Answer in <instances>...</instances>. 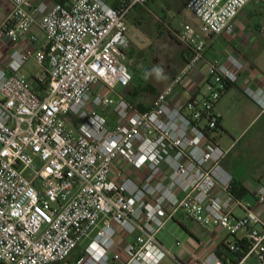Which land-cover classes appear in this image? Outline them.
Segmentation results:
<instances>
[{"label":"built area","instance_id":"2783aa9c","mask_svg":"<svg viewBox=\"0 0 264 264\" xmlns=\"http://www.w3.org/2000/svg\"><path fill=\"white\" fill-rule=\"evenodd\" d=\"M7 1L0 22L7 49L0 66V264H61L74 251V264H160L165 257L264 264V217L232 193L221 164L227 152L215 140V106L246 63L232 53L206 55L207 37L231 35L238 12L264 0H188L199 25L184 24L177 38L190 56L144 110L124 97L133 81L126 18L148 0L117 8L104 0L50 7ZM33 27L43 37L38 45ZM22 41L38 48L21 49ZM30 59L38 67L32 79L21 72ZM179 86L190 93L187 113L171 104ZM243 93L264 111V87ZM250 194L264 211V185ZM172 220L241 232L245 250L235 262L222 261L202 241L196 244L204 253L184 261L156 238ZM225 244L238 251L235 240Z\"/></svg>","mask_w":264,"mask_h":264},{"label":"crops","instance_id":"0c3cea01","mask_svg":"<svg viewBox=\"0 0 264 264\" xmlns=\"http://www.w3.org/2000/svg\"><path fill=\"white\" fill-rule=\"evenodd\" d=\"M71 1L72 0H31L33 6L44 4L47 7L52 6L54 3L67 4ZM123 1L124 0H104V2L112 8H117ZM187 1L188 0H148L143 6L134 7L126 18V23L132 22L131 28H129L127 34L130 41V46L137 37L136 33L134 32V28L136 29V27H141L145 22L150 24L151 29H158L159 31L165 30L169 36L179 41L177 35L180 32L182 26L187 23H179L178 26H174V22L178 21L181 9L186 8ZM246 6L242 8L238 12L237 16L233 19L232 25L234 27V31L231 35L221 34L206 38L208 44V53L206 55L207 57L216 56L223 58L225 53H232L240 56L246 63V69L239 76V81L237 84L229 87L215 106V112L220 118L219 128L215 133V140L216 143L227 152L221 164L222 167L232 177V184L240 187L238 192L243 190V193L245 194L243 195L242 199L254 206L255 210L260 212L262 217H264V211H261V209L255 205L254 199L253 201L249 200L253 198L250 192H252L254 185L258 183L264 185V169H260L254 176L249 178H244L243 173L237 170V166L239 163H241V156L243 155V133L250 126L264 118V111H261L258 106L243 93V89L246 86L264 87V72H261L255 64L257 59L255 40L257 34L264 35V24H261V22L257 23L255 21V16H257L258 12L256 10L252 12L246 9ZM10 8L11 5L7 0H0V22L5 18ZM32 30L35 34H37V36H40L38 35V31L35 27H33ZM42 40L38 39L37 45L38 43H42ZM37 45H32L30 43H26L25 41L20 42L21 49H34L35 46L37 47ZM181 45L183 46L184 51V54L182 53L181 57L186 63L190 53L183 44ZM130 46L128 49V54ZM6 50L7 49L5 46L0 45V66L5 65ZM30 60L35 64L32 59ZM34 74L35 72L29 76L25 74L24 75L28 79H32ZM170 81V78L164 79L161 81V83H159V89L156 90L153 88L154 92L146 91V93H155L154 96H150L148 98L143 96L142 99L140 96L138 97L137 94L135 96H129V92H134L131 85V87L124 92V97L133 105H138L145 109L152 103L155 96L160 93ZM204 94L205 89L201 88L196 96L201 97ZM189 95V91L186 90L184 86H179L176 89L174 98L171 100V104L180 109L183 113H187V110L184 107V102L187 97H189ZM247 109L249 112H251L249 117L245 120V125L243 127V113L244 110L246 111ZM104 115L108 122L112 124L114 120L112 113L107 111L104 113ZM219 140L222 141L223 146L220 145ZM247 142L249 141L247 140ZM246 145L248 144L245 143L244 146ZM169 222H173L174 224H178L185 228L184 222L177 220H172ZM203 229L207 232L210 230L206 228ZM189 235L191 239L186 241L183 244V248H178L175 253L184 261H188L196 256H201L204 253V248L202 246L199 247L198 244L196 246V243L203 241L208 242L207 245H209V243H212L213 240V237L210 238V236H207L203 240L194 234L190 233ZM239 237H241V235ZM226 241H228V239L225 237L217 243H213L212 245L210 244L209 248L216 249L220 243H225ZM247 264H257V262L254 259H248Z\"/></svg>","mask_w":264,"mask_h":264},{"label":"rangeland","instance_id":"374dc122","mask_svg":"<svg viewBox=\"0 0 264 264\" xmlns=\"http://www.w3.org/2000/svg\"><path fill=\"white\" fill-rule=\"evenodd\" d=\"M246 9L252 12L256 10L258 14L255 16V21L264 24V4L250 2L247 4ZM179 23H187L195 28L199 25L197 17L187 8L181 9L179 19L174 22V26H178ZM131 24L132 22L127 23L128 30L131 28ZM136 29L134 28V32L137 37L131 43L129 54H127V61H130L128 69L133 77L132 89L136 90L138 97L140 96L142 99L143 96L148 98L155 95V93H146L145 89L149 85L156 90L159 89V83L166 78L172 80L184 67L185 62L181 57L184 52L182 43L169 36L165 30L151 29L148 22H145L141 27H136ZM38 35H40L38 39L42 40L43 37L39 32ZM255 47L257 53L255 64L261 72H264V35L257 34ZM37 70L38 67L30 60L22 68L21 72L29 76ZM144 70H146V75H143ZM250 112L248 109L244 110L243 127ZM219 143L223 146L221 140H219ZM245 143L248 145L244 146ZM241 157V163L237 166V170L243 173L244 178L254 176L260 169H264V118L250 126L243 133V155ZM249 200L253 201V198ZM184 226L185 228L173 222H168L160 230L156 238L165 249L170 250L173 254L180 248L175 246V242L179 241L183 245L191 239L190 233L203 240L207 236L213 237L211 245L221 241L225 237L231 242L235 240L233 236H228L224 230L219 228L210 229L207 232L197 224L189 221H184ZM241 234V232L238 233L236 237H239ZM86 242L84 243L86 244ZM195 245L197 246V244ZM77 254L78 252L74 251L61 264H74ZM160 264L176 263L170 258L165 257Z\"/></svg>","mask_w":264,"mask_h":264},{"label":"trees","instance_id":"16d2710c","mask_svg":"<svg viewBox=\"0 0 264 264\" xmlns=\"http://www.w3.org/2000/svg\"><path fill=\"white\" fill-rule=\"evenodd\" d=\"M135 91H136V90H135ZM135 91L132 92V93H128L129 96H130V95H131V96H135V95L137 94ZM145 91H147V92H154V89L149 85V86L145 89ZM136 107L139 108L140 110H144V108H142V107H140V106H138V105H137ZM218 128H219V125L217 126V129H218ZM239 188H240V187H238V186L232 184V193H233L235 196L242 198L243 195H244L245 193H243V190H242L241 192H238V189H239ZM234 238H235V241H236V246L238 247V251H236V252H230V251L228 250V248H227V246H226V244H225L224 242L220 243V244L218 245V247L216 248V252H217L218 256L220 257V259H221L222 261H225L226 259H228V260L231 261V262H235V260H236L237 258H239V257L242 256L243 251L245 250V247L243 246V242L240 241L239 239H237L236 237H234Z\"/></svg>","mask_w":264,"mask_h":264},{"label":"water","instance_id":"95a60500","mask_svg":"<svg viewBox=\"0 0 264 264\" xmlns=\"http://www.w3.org/2000/svg\"><path fill=\"white\" fill-rule=\"evenodd\" d=\"M146 74H147V73H146V70H144V71H143V75H146Z\"/></svg>","mask_w":264,"mask_h":264}]
</instances>
